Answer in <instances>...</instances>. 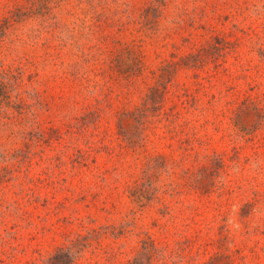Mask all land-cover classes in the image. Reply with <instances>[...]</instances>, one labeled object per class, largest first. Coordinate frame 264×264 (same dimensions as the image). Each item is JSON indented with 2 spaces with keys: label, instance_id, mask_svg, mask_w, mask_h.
<instances>
[{
  "label": "rangeland",
  "instance_id": "374dc122",
  "mask_svg": "<svg viewBox=\"0 0 264 264\" xmlns=\"http://www.w3.org/2000/svg\"><path fill=\"white\" fill-rule=\"evenodd\" d=\"M59 250L264 264V0H0V264Z\"/></svg>",
  "mask_w": 264,
  "mask_h": 264
},
{
  "label": "trees",
  "instance_id": "16d2710c",
  "mask_svg": "<svg viewBox=\"0 0 264 264\" xmlns=\"http://www.w3.org/2000/svg\"><path fill=\"white\" fill-rule=\"evenodd\" d=\"M139 196V195H138ZM64 252V257H61ZM74 260L73 254L70 250H59L49 257L47 264H72Z\"/></svg>",
  "mask_w": 264,
  "mask_h": 264
}]
</instances>
